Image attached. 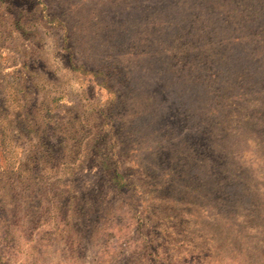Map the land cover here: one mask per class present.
<instances>
[{"label":"rangeland","instance_id":"1","mask_svg":"<svg viewBox=\"0 0 264 264\" xmlns=\"http://www.w3.org/2000/svg\"><path fill=\"white\" fill-rule=\"evenodd\" d=\"M263 149L264 0H0V264H264Z\"/></svg>","mask_w":264,"mask_h":264},{"label":"trees","instance_id":"2","mask_svg":"<svg viewBox=\"0 0 264 264\" xmlns=\"http://www.w3.org/2000/svg\"><path fill=\"white\" fill-rule=\"evenodd\" d=\"M264 151V149H263ZM252 188H254L252 185H251ZM257 190V186L254 188L253 191H256ZM259 196V195H258ZM251 199V202H253L254 204L257 202V195H252V197L250 198Z\"/></svg>","mask_w":264,"mask_h":264}]
</instances>
